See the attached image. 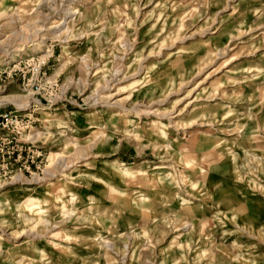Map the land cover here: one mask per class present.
I'll use <instances>...</instances> for the list:
<instances>
[{
    "label": "rangeland",
    "instance_id": "1",
    "mask_svg": "<svg viewBox=\"0 0 264 264\" xmlns=\"http://www.w3.org/2000/svg\"><path fill=\"white\" fill-rule=\"evenodd\" d=\"M8 111L0 264H264V0H0Z\"/></svg>",
    "mask_w": 264,
    "mask_h": 264
},
{
    "label": "built area",
    "instance_id": "2",
    "mask_svg": "<svg viewBox=\"0 0 264 264\" xmlns=\"http://www.w3.org/2000/svg\"><path fill=\"white\" fill-rule=\"evenodd\" d=\"M18 113V115H20V112H17ZM17 119H18V117H17V115H13L12 114V112L11 111H8V112H4V113H2V112H0V120L1 121H5V123L6 124H15V123H17Z\"/></svg>",
    "mask_w": 264,
    "mask_h": 264
},
{
    "label": "bare ground",
    "instance_id": "3",
    "mask_svg": "<svg viewBox=\"0 0 264 264\" xmlns=\"http://www.w3.org/2000/svg\"><path fill=\"white\" fill-rule=\"evenodd\" d=\"M7 2H8V1H7ZM8 3H9V2H8ZM18 11H19V10H18ZM74 12H76V11H74ZM74 12H72V13H74ZM70 13H71V11H70ZM4 14H5V13H4ZM10 15H13V14H10ZM10 15H9V16H10ZM56 26H57V25H56ZM52 29H53V26H50V27H48L47 29H44V28H43V29H40V32H41V33L39 34L38 38H40L41 40H43V39L45 38L43 35H46V34H47L46 32H47L48 30H52ZM38 32H39V30H38ZM36 44H38V43H36ZM40 44H42V43H40ZM40 44H39V45H40ZM37 46H38V45H37ZM40 46H41V45H40ZM42 46H43V45H42ZM37 48H38V47H37ZM119 71H120V70H119ZM117 74H118V73H117ZM18 101H20V100H18Z\"/></svg>",
    "mask_w": 264,
    "mask_h": 264
}]
</instances>
